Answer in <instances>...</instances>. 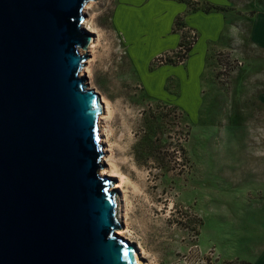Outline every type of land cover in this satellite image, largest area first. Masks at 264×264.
Returning <instances> with one entry per match:
<instances>
[{
    "label": "rangeland",
    "instance_id": "obj_1",
    "mask_svg": "<svg viewBox=\"0 0 264 264\" xmlns=\"http://www.w3.org/2000/svg\"><path fill=\"white\" fill-rule=\"evenodd\" d=\"M91 1L84 21L100 41L86 82L110 101L101 123L127 176L126 236L141 263L250 264L264 245V0L227 7L234 34L206 82L201 59L154 62L181 41L146 68V39L141 60L116 28L117 0Z\"/></svg>",
    "mask_w": 264,
    "mask_h": 264
},
{
    "label": "water",
    "instance_id": "obj_2",
    "mask_svg": "<svg viewBox=\"0 0 264 264\" xmlns=\"http://www.w3.org/2000/svg\"><path fill=\"white\" fill-rule=\"evenodd\" d=\"M89 1L0 0V264H139L100 174Z\"/></svg>",
    "mask_w": 264,
    "mask_h": 264
},
{
    "label": "crops",
    "instance_id": "obj_3",
    "mask_svg": "<svg viewBox=\"0 0 264 264\" xmlns=\"http://www.w3.org/2000/svg\"><path fill=\"white\" fill-rule=\"evenodd\" d=\"M234 3V0H197V4L192 6L189 0H117L114 22L127 48L132 34L135 47L146 39V68L155 55L179 45L182 34L175 30L178 20L181 24L195 28L198 37L181 66H189L195 58H198L199 62L201 59L199 69H202L201 77L203 76L202 80L206 82L212 52L228 46L229 38L234 34L235 27L225 13L227 7H233ZM211 6L218 9L210 8ZM136 48L139 50L138 57L142 60L140 49ZM170 76L174 80L173 76ZM202 88V92H205V83ZM148 91L151 93L150 88ZM258 252L250 264H264V245Z\"/></svg>",
    "mask_w": 264,
    "mask_h": 264
},
{
    "label": "bare ground",
    "instance_id": "obj_4",
    "mask_svg": "<svg viewBox=\"0 0 264 264\" xmlns=\"http://www.w3.org/2000/svg\"><path fill=\"white\" fill-rule=\"evenodd\" d=\"M92 2L93 1L88 2L85 9L86 8L88 9L89 7H91ZM84 26H85L86 30L88 32H90V34H91V41H90L89 46H88V49H89L88 51H89V53L94 55L96 52L97 45L99 44V41H100L98 38L99 35H97L98 31L96 30V27L88 21V19H86L84 21ZM96 36H97V38H96ZM91 61H92V59H90L88 61V63H90ZM84 73H89V75H91L90 65H87V67L84 69ZM99 102H100V105L103 109V114H102V120H103L106 117L104 115L105 112L106 111L110 112V101L108 99H106V97L101 96ZM100 130H101L100 133H101V137H102V142L105 144V147H104L105 151H106V153H111L109 155V157H107L106 165L100 170V174L114 178L116 180V183H115L113 188H115L117 190L118 214H119V220L121 221V224H122V227L120 229H118V232L116 231V233H117V235L125 237L128 240V239H130V237L126 236V233L129 231L128 230L127 212H126L128 207L126 208L124 206L125 208L123 209V204H122V199H121L122 198L121 192L123 193V196L126 195L124 192V186L123 185L127 180V176L119 169L118 164L114 161V148H113L114 144H112L108 134L105 132L106 129L104 130L102 123H101ZM124 212H125V214H124ZM132 247H133L134 256L139 261V264H142L141 260H140V252L138 250L140 248L136 247V245H134V244H132ZM142 250H141V252H142Z\"/></svg>",
    "mask_w": 264,
    "mask_h": 264
},
{
    "label": "built area",
    "instance_id": "obj_5",
    "mask_svg": "<svg viewBox=\"0 0 264 264\" xmlns=\"http://www.w3.org/2000/svg\"><path fill=\"white\" fill-rule=\"evenodd\" d=\"M190 5L194 6L197 4V0H189ZM183 27V38L181 40V44L175 51H168L165 54H161L155 57L154 62H159L161 64L168 63L167 61H171L172 63H183L187 59L190 49L195 43L197 39V32L194 28L189 27L188 25H182Z\"/></svg>",
    "mask_w": 264,
    "mask_h": 264
},
{
    "label": "trees",
    "instance_id": "obj_6",
    "mask_svg": "<svg viewBox=\"0 0 264 264\" xmlns=\"http://www.w3.org/2000/svg\"><path fill=\"white\" fill-rule=\"evenodd\" d=\"M210 8H216V9H218V7H214V6H211ZM210 8H208V9H210ZM179 21V20H178ZM147 132V131H146Z\"/></svg>",
    "mask_w": 264,
    "mask_h": 264
}]
</instances>
